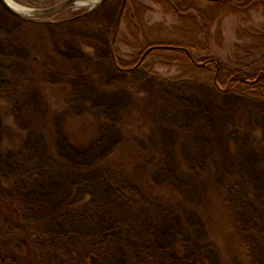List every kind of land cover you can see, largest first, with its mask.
Masks as SVG:
<instances>
[{"label": "trees", "instance_id": "obj_1", "mask_svg": "<svg viewBox=\"0 0 264 264\" xmlns=\"http://www.w3.org/2000/svg\"><path fill=\"white\" fill-rule=\"evenodd\" d=\"M128 2L119 11L112 36L115 45L120 43V24L126 18ZM201 3L224 16L252 18L248 37L238 50L245 55L238 57L237 63L217 61L212 68L213 58L202 59L214 75L218 103L223 94L239 95L252 103L234 117L226 139V155L235 164V171L219 185L215 159L207 166L189 163L186 154L193 156L198 151L185 150L188 134L159 118L163 103L160 92L141 94L132 89L128 90L130 105L111 126L117 132L116 150L103 161L83 163L109 145L110 135L104 130L108 123L89 111H78L72 100L87 86L100 92L111 89L86 75L79 63H61V69L56 63H46L60 83L36 85L41 92L50 91L46 111L38 117L36 127L5 124L24 103L16 102L14 96L8 102L0 100V264H206L202 254L206 250L212 253L214 264L264 262L258 252L264 247V200L241 173L236 146V140L244 141L254 154L264 158V117L255 105L264 101V0H170L176 16L194 22L210 35L214 21L210 26L199 25L198 19L204 18ZM16 47L24 46L19 43ZM172 49L193 62L192 47ZM162 51L167 49L142 44L139 53L124 60L116 48L112 60L116 69L131 72ZM2 62L0 58V67H4ZM58 116L64 122L61 137L54 126ZM160 129L171 134L168 154L186 186L177 188L165 178L169 167L166 151L149 138ZM79 148L90 150L91 156L84 158ZM96 173L100 178L96 179ZM61 176L68 183L66 187L53 196L38 198L34 207L29 204L39 188L48 187ZM190 188L198 190L196 196ZM110 191L124 197V210L134 216L117 222L114 214L105 213L108 208L102 207L99 199ZM51 203L54 213L42 221L33 219L34 209L42 210ZM96 214L105 220L100 224L91 221ZM241 216L248 220L247 227ZM74 240L82 241L78 242L81 245L71 246ZM195 251L202 255L196 256Z\"/></svg>", "mask_w": 264, "mask_h": 264}, {"label": "rangeland", "instance_id": "obj_2", "mask_svg": "<svg viewBox=\"0 0 264 264\" xmlns=\"http://www.w3.org/2000/svg\"><path fill=\"white\" fill-rule=\"evenodd\" d=\"M13 1L35 13L58 7L68 0ZM81 1L84 0H76L49 15L37 16L32 13L24 18L14 16L0 3V58L4 66L0 67V100L8 102V98L11 100L14 96L18 98L16 102L22 100L24 103L20 112L4 123L20 128L36 127L38 117L46 111L49 100L47 94L50 92H41L36 85H42L43 81L52 85L60 83L58 77L45 64L56 63L61 69V63L76 62L86 75L98 79V83L105 89H111L100 92L87 86L72 100L78 111H89L103 117L108 123L104 130L110 135L109 145L104 146L93 158L83 160V163L89 165L95 161H103L116 150L117 132L111 126L130 105L129 89L141 94L159 91L163 96L159 118L163 123L188 134L185 150L190 151L191 148L198 151L193 156L188 152L187 161L207 166L215 159V178L217 184L223 183L224 178L236 169L226 155L228 133L235 121L234 117L252 103L239 95L231 94L221 95L222 99L218 103L215 97L218 96L217 91L213 89L214 75L202 59L213 58L212 68L217 66V61L237 63V58L245 55L238 50L242 40L245 41L248 37V23L252 18L243 20L236 15L224 16L210 10V5L201 3L204 18L198 19L201 22L199 25H208L214 21L211 26L208 25L212 28L209 35L208 32H201L194 22L187 21L180 15L176 16L170 0H128L126 18L120 24V43L115 45L112 41L113 32L119 11L126 6L127 0H107L104 3L79 7L78 2ZM19 43L24 47L17 48ZM142 44L163 47L167 51L157 52L144 66L131 72L114 67V49L118 48L119 56L128 60L133 54L140 52ZM177 47L195 49L192 52L193 62L186 59L184 53L172 49ZM62 71L66 69L62 68ZM182 93L189 97L184 98ZM255 105L259 116L262 114L264 117V101H258ZM54 112L56 113V108ZM63 123L60 116L55 118L54 126L59 137L64 135ZM170 135L168 131L160 129L149 138L163 146L166 151L165 158L169 167L165 178L170 184L181 188L186 184L168 154L172 143ZM204 141L208 143H203ZM62 143L67 147L65 140ZM236 146L241 173H244L264 200V158L254 154L244 141L236 140ZM83 149L77 150L84 158L91 156L90 150ZM26 157L30 161L29 153ZM51 173H54V169ZM95 177L100 178V175L96 173ZM66 185L68 183L62 176L51 180L48 187L39 188L37 197L31 198L32 202L29 204L36 206L38 198L53 196L56 190L59 191ZM190 192L196 196L198 190L190 188ZM111 193H106L99 199V204L108 208L105 213L114 214L115 220L119 219L117 222L134 216L129 210H124V197ZM45 206L47 207L42 210L32 211L34 220L42 221L48 213H54L55 207L52 203ZM102 220L105 218L97 214L91 218V221L99 224ZM241 220L247 227L248 220L243 216ZM82 238L84 239L83 236ZM78 242L82 241L74 240L70 245H81ZM259 249L258 252L264 257V247ZM194 254L198 257L203 254L206 264H214L210 251H203L202 254L195 251Z\"/></svg>", "mask_w": 264, "mask_h": 264}, {"label": "water", "instance_id": "obj_3", "mask_svg": "<svg viewBox=\"0 0 264 264\" xmlns=\"http://www.w3.org/2000/svg\"><path fill=\"white\" fill-rule=\"evenodd\" d=\"M75 1L76 0H68L65 3L61 4L60 6H58V7H54V8L47 9V10H43V11H37L35 13L34 12H31V14L33 13L34 15H37V16L49 15V14H51L53 12H56L57 10H59L61 8H64V7H67V6L71 5V4H73ZM105 1H107V0H100L96 4L104 3ZM0 3L5 8V10H7L8 12H10L14 16L19 17V18L26 17V16H23L22 14L16 12L13 8H11L9 6V4H7L6 0H0Z\"/></svg>", "mask_w": 264, "mask_h": 264}, {"label": "bare ground", "instance_id": "obj_4", "mask_svg": "<svg viewBox=\"0 0 264 264\" xmlns=\"http://www.w3.org/2000/svg\"><path fill=\"white\" fill-rule=\"evenodd\" d=\"M100 0H84L81 2H78V6L79 7H86L89 5H95L97 2H99ZM7 4H9V6L11 8H13L16 12L22 14L23 16H30L31 12L19 5H17L13 0H6Z\"/></svg>", "mask_w": 264, "mask_h": 264}]
</instances>
